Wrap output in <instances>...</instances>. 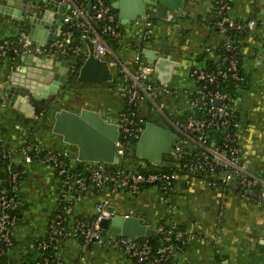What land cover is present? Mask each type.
<instances>
[{
    "label": "built area",
    "instance_id": "obj_1",
    "mask_svg": "<svg viewBox=\"0 0 264 264\" xmlns=\"http://www.w3.org/2000/svg\"><path fill=\"white\" fill-rule=\"evenodd\" d=\"M57 1L64 6L62 12H56L64 22L61 36L44 47L27 45L28 38L23 35L5 38L0 40V58L13 51L16 55L35 53L54 55L58 59L72 55L83 62L88 55L85 40L90 38L95 57L108 60L114 74L123 78L116 86L123 105L114 120L118 126L115 143L119 163L80 161L82 166L74 167L65 151L44 150L34 143L10 146L0 139V161L4 163L0 177V255L14 244L13 228L19 221L17 211L22 206L18 191L23 166L34 162L55 170L62 193L58 208L49 220L47 235L38 242L41 256L28 264H77L65 261L61 254L63 243L69 239L80 242L83 250L108 242L123 249L131 264H169L192 237L177 224L160 222L155 227L157 243H151V237L110 236L101 226L103 219L112 220L116 216L113 195L120 190L137 194L143 186H155L160 200L167 201L179 178L201 177L211 188L236 191L242 199L264 206V172L249 168L248 155L239 142L242 128L239 104L243 97L224 89L229 81L240 84L244 80L240 57L244 43L253 42L258 36L255 19L233 18L230 14L233 0H212L214 19L210 24L218 29L222 40L215 47L216 60L210 68L198 67L192 62L188 84L175 88L170 82H159L154 65L147 62L143 54L141 45L150 36L152 16L133 19L137 32L135 41L130 44L133 59L129 60L111 46L123 37V25L113 7L115 0ZM25 5L26 17L34 6L38 9L35 15H42L50 8L48 1L37 5L35 0H26ZM185 16L186 12L168 10L163 19L175 23ZM232 33L243 37L232 39ZM168 98L178 99L180 104L169 110L164 101ZM156 115L165 118L172 131V146L165 156L167 164L139 158L135 167L122 166L139 141L149 120L147 117ZM210 132H217V138ZM17 156L21 157L20 161ZM104 189L108 195L98 202L94 216H72L77 196ZM124 216L138 217L134 211Z\"/></svg>",
    "mask_w": 264,
    "mask_h": 264
},
{
    "label": "crops",
    "instance_id": "obj_2",
    "mask_svg": "<svg viewBox=\"0 0 264 264\" xmlns=\"http://www.w3.org/2000/svg\"><path fill=\"white\" fill-rule=\"evenodd\" d=\"M36 3L39 5L43 1L37 0ZM149 8V15L154 18V23L143 48L154 49L163 56L171 55L180 63L174 69L170 85L182 88L188 84L192 62L198 67L210 68L216 60L215 47L220 43L221 36L209 22L213 1L185 0L178 11L186 12V16L175 23H168L158 17L151 6ZM230 14L235 19L252 18L258 23L256 40L246 41L242 49V70L247 86L238 90L237 94L243 97L239 104L242 120L239 142L248 155L249 168L255 172H264V0H233ZM123 26L119 52L125 59L132 60L134 52L130 44L135 41L137 30L133 20ZM22 33L18 23L0 17V40L19 38ZM16 58L17 55L10 54L0 58V78ZM66 60L70 61L71 71L73 61L76 60ZM145 60L147 61L146 57ZM130 67L132 69V65ZM79 90L99 95L101 99H108L114 92L118 97L114 107L116 110L108 107L110 101L106 102L109 104H104V108L85 105L72 107L70 92L76 91L75 88L69 93L58 94L60 103L57 105L53 101L54 96L49 98L50 102L43 100L37 103V116L33 118L8 104L2 105L5 103L2 102L1 141L10 146L34 143L44 150H62L68 153L69 163L77 166L80 163L77 146L64 142L62 136L52 132L55 111L63 107L70 110L90 108L114 122L122 107L117 89L109 83H88ZM164 101L169 110L180 104L178 99L168 98ZM61 103H64L62 107L57 108ZM150 120L170 129L163 117L151 116ZM16 158L21 160L20 156ZM131 164V167L138 165L137 161ZM23 171L18 191L22 206L19 221L13 228L14 244L4 253L0 264H28L40 258L38 242L47 235L49 220L58 208L62 193L60 179L51 166L34 162L24 165ZM106 195L107 189L77 196L72 216H94L98 202ZM112 207L116 215L134 211L151 227H157L160 222L175 223L192 235L185 249L169 264H264V206L242 199L236 191L223 192L211 188L201 177L179 178L167 201L160 200L155 186H144L137 194L120 190L113 195ZM61 254L65 261L77 264H131L123 249L113 247L108 242L93 244L83 250L80 242L69 239L63 243Z\"/></svg>",
    "mask_w": 264,
    "mask_h": 264
},
{
    "label": "water",
    "instance_id": "obj_3",
    "mask_svg": "<svg viewBox=\"0 0 264 264\" xmlns=\"http://www.w3.org/2000/svg\"><path fill=\"white\" fill-rule=\"evenodd\" d=\"M49 2L50 8L42 15H35L37 6L26 17V0H0V17L18 23L22 35L28 38L27 45L44 47L60 37L64 27L62 12L64 6L57 0ZM185 0H115L113 7L118 10L121 24L128 25L133 19L149 14L150 6L160 18H165L168 10H180ZM59 5V7H58ZM88 55L79 67L76 81L84 84L102 85L112 83L115 74L108 60L95 57L94 44L87 38ZM147 62L155 67L157 79L161 83L170 82L174 69L180 65L172 56L160 55L158 51L143 48ZM10 55H16L13 51ZM70 61L58 59L54 55L40 56L35 53H21L0 78V103L20 111L27 117H36L39 102L54 96L56 105L60 103L58 94L65 93L69 82ZM54 87V90L52 89ZM62 98V97H61ZM52 105V102H51ZM55 106V104H53ZM49 109V108H48ZM52 132L62 136L64 142L77 146L81 162L119 163L116 157L118 126L105 118L99 111L90 108L70 110L63 107L55 111ZM217 138V132H210ZM172 131L148 120L139 141L135 145V156L151 163L166 165L165 156L172 146ZM101 226L110 236L124 235L130 239L155 237L157 231L137 216L116 215L112 220L103 219Z\"/></svg>",
    "mask_w": 264,
    "mask_h": 264
},
{
    "label": "trees",
    "instance_id": "obj_4",
    "mask_svg": "<svg viewBox=\"0 0 264 264\" xmlns=\"http://www.w3.org/2000/svg\"><path fill=\"white\" fill-rule=\"evenodd\" d=\"M116 11V10H115ZM213 19H214V16H213V12L210 14V16H209V22L210 21H213ZM211 26H212V28L213 29H215V31L216 32H218V29L216 28V27H214L213 25H212V23L210 24ZM123 28H124V26H123ZM242 35L241 34H239V33H235L234 35H233V33H232V39H236V40H238V39H242ZM222 41V40H221ZM75 42H77V41H75ZM111 46H112V48L117 52V53H119V51H120V43H117V42H114V43H112L111 44ZM141 47H143V43H142V45H141ZM241 57H242V53H241ZM240 57V70H241V73H242V75H243V77H244V80H243V82H241L240 84H235V83H233V82H228V84H229V86L228 87H224V89H227V90H229L232 94H237L238 93V90H240V89H244V88H246V86H247V79H246V77H245V74L243 73V70H242V58ZM68 58H73V59H75L76 61L74 62L73 61V69L71 70V72H70V81H73V83L76 81V76H77V73H78V70H79V67H80V65L82 64V60H79L78 58H75L74 56H72V55H70ZM121 80H123V78H122V76L121 75H119V74H116L115 75V79H114V81L112 82V83H109L110 85H111V87H115L116 88V86H117V84H118V82H120ZM122 105H123V103H122ZM150 117L151 116H148L147 118L150 120ZM51 121H52V119H50V123H51ZM133 162V161H139V158H136V156H135V148H133L132 149V151L130 152V154H129V157L126 159V161H124L123 162V164H122V166H129V167H131L132 166V164L131 163H129V162ZM82 163L80 162L79 164H78V166H80ZM3 166H4V163L2 162V161H0V177H1V174H2V168H3ZM82 166V165H81ZM155 169H158V167H154ZM144 187V186H143ZM20 209H21V207L18 209V211H17V214H18V216H19V211H20ZM19 218H20V216H19ZM180 229H183V228H181L180 226H178ZM184 230V229H183ZM185 231V230H184ZM45 239V238H44ZM149 241L151 242V243H157L158 242V238L157 237H151V238H149ZM3 256H4V253L3 254H1L0 255V259L1 258H3Z\"/></svg>",
    "mask_w": 264,
    "mask_h": 264
},
{
    "label": "rangeland",
    "instance_id": "obj_5",
    "mask_svg": "<svg viewBox=\"0 0 264 264\" xmlns=\"http://www.w3.org/2000/svg\"><path fill=\"white\" fill-rule=\"evenodd\" d=\"M65 84L69 85V86L66 87L65 93H69L70 90H72L74 88L76 89V91L70 92L71 100L73 102V105H71L72 107L79 108L80 106H84L85 105V106H89L91 108H94V107L95 108H98V107L100 108L101 106H102V108H104L106 104H109V103H106V102L110 101V105L111 106L109 105L108 107H110V109H113L114 111L116 110V108H114V107L116 106L115 103H117L118 97L114 94V92H112V94L109 95V97H108L109 100L105 99V98L101 99L99 95H94V94L88 93V92H86L84 90L80 91L79 90L80 88L77 89V87H79V86L74 87L75 86L74 83H70V82L66 81ZM71 84H73L74 86H71ZM75 84H77V83H75ZM50 99H51V97H50ZM63 104L62 103L59 104L57 106V108L62 107ZM66 104H67V102H66ZM156 114H158V113H156ZM51 116H53V115H51Z\"/></svg>",
    "mask_w": 264,
    "mask_h": 264
},
{
    "label": "flooded vegetation",
    "instance_id": "obj_6",
    "mask_svg": "<svg viewBox=\"0 0 264 264\" xmlns=\"http://www.w3.org/2000/svg\"><path fill=\"white\" fill-rule=\"evenodd\" d=\"M37 0H35V2H36ZM69 82L70 83H73L72 81H70L69 80ZM75 83H77V84H75ZM75 85V86H74ZM74 85L73 84H71V86H74V87H77V86H79V87H77V89H79L81 86H83V85H85L84 83H79V82H77V81H75L74 82ZM67 86H69V85H67Z\"/></svg>",
    "mask_w": 264,
    "mask_h": 264
},
{
    "label": "bare ground",
    "instance_id": "obj_7",
    "mask_svg": "<svg viewBox=\"0 0 264 264\" xmlns=\"http://www.w3.org/2000/svg\"><path fill=\"white\" fill-rule=\"evenodd\" d=\"M52 89L54 90V87Z\"/></svg>",
    "mask_w": 264,
    "mask_h": 264
}]
</instances>
